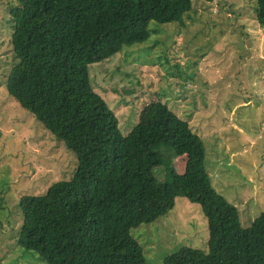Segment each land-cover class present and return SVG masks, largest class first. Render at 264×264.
I'll use <instances>...</instances> for the list:
<instances>
[{
	"label": "trees",
	"instance_id": "obj_1",
	"mask_svg": "<svg viewBox=\"0 0 264 264\" xmlns=\"http://www.w3.org/2000/svg\"><path fill=\"white\" fill-rule=\"evenodd\" d=\"M191 9V0L9 4L14 64L5 88L76 156L68 179L19 197L21 249L47 264H146L130 229L166 214L181 196L206 218L207 249L180 247L162 264H264V212L240 225L237 208L212 187L203 141L188 121L154 100L145 121L122 134L90 82L88 65L145 41L151 21L181 23ZM255 19L264 25V0H255ZM159 142L186 156L169 182L153 173L163 164Z\"/></svg>",
	"mask_w": 264,
	"mask_h": 264
},
{
	"label": "rangeland",
	"instance_id": "obj_2",
	"mask_svg": "<svg viewBox=\"0 0 264 264\" xmlns=\"http://www.w3.org/2000/svg\"><path fill=\"white\" fill-rule=\"evenodd\" d=\"M11 2L16 0H0V264H47L17 244L18 199L68 179L76 156L5 88L14 64ZM191 2L181 23L151 21L145 41L88 65L90 82L122 134L145 121L154 100L187 120L203 141L212 187L247 227L264 212V25L255 19V0ZM162 143L157 150L163 164L153 173L169 182V171L181 173L186 156ZM130 235L146 264H162L184 246L207 249L206 218L197 203L181 196L166 214L132 227Z\"/></svg>",
	"mask_w": 264,
	"mask_h": 264
}]
</instances>
